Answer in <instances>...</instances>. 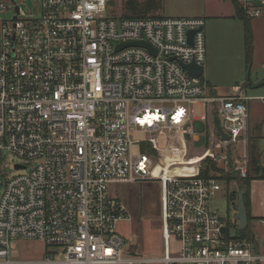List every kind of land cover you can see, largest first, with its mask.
<instances>
[{"label": "built area", "instance_id": "1", "mask_svg": "<svg viewBox=\"0 0 264 264\" xmlns=\"http://www.w3.org/2000/svg\"><path fill=\"white\" fill-rule=\"evenodd\" d=\"M237 2L250 18L264 10V0ZM16 6L0 1V13H14L0 22V264L264 259L252 239L240 235L235 217L210 207L223 183L217 176L172 169L151 175L156 156L183 168L184 161L168 158L173 152L166 150L195 139L190 127L198 105L210 139L222 146L205 154L224 171L247 176L248 97L240 86L228 95L207 94L201 77H191L182 65L204 64V19L125 17L112 10L113 0H38L36 14L27 16ZM131 42H146L155 53L124 45ZM136 133L143 137L134 140ZM5 152L19 158L7 177L1 169ZM148 180L161 187L164 239V249L149 256L131 250L117 232V223L130 217L108 190L111 183ZM17 238L57 250L39 260L13 259L10 242Z\"/></svg>", "mask_w": 264, "mask_h": 264}, {"label": "rangeland", "instance_id": "2", "mask_svg": "<svg viewBox=\"0 0 264 264\" xmlns=\"http://www.w3.org/2000/svg\"><path fill=\"white\" fill-rule=\"evenodd\" d=\"M0 1L10 2L11 0ZM12 2L19 6L22 12L21 16L35 15L37 12L38 0H12ZM113 2L112 10L120 14L123 13V0H113ZM242 9L244 8L242 7ZM244 11L246 12L245 9ZM13 14L11 10L0 13V22L10 19ZM155 14L161 16H197L204 19L205 61L201 77L208 80L218 95H226L232 92L233 88L231 89V87L236 84L241 85V88L242 86L246 87L245 82L247 80L252 84L261 81L260 76L264 75V10L261 15L250 18L252 34L250 60H248L246 53L245 24L243 20L234 16V9L230 0H160V7L149 13V15ZM246 89L248 95L257 93L264 95V86L258 89ZM255 102L253 100L248 102L249 113L252 112L251 108ZM263 102L259 101V118L264 113ZM198 112L199 106L196 105L194 113L197 114ZM261 131L264 132V130ZM213 136L216 138V134L213 133ZM141 137L143 134L140 133L132 135L134 140ZM210 137L211 134L204 128L198 133V138L189 139L187 146L183 149L178 148L176 144H171L166 152H173V154L169 153L168 158L172 159L176 155L184 161L182 171L187 174H195L202 168V160L200 162L198 160L207 156L203 151L206 150L209 154H213V152L222 150V146ZM160 147H163L162 141ZM259 147V152H263L261 156L264 160V141ZM132 150L134 154L140 152L137 144H133ZM168 160L156 156L151 175L161 176L174 168V165L169 164ZM18 161V157L5 152L1 168L4 176L7 177L17 171L13 165ZM229 188L235 189V183L231 182ZM108 190L110 194L122 202L130 217V220L119 221L116 225L117 232L128 243L129 248L131 250L136 249L147 256L161 252L164 249V239L161 237L160 229L161 187L159 182L156 180L117 182L109 184ZM228 192L227 185L222 183L221 189L211 200L210 207L221 216L232 219L236 214V200L231 201ZM249 233L256 234V239H259L264 233V227L260 223H249ZM49 250L53 251L57 248L46 247L42 241L36 239L17 238L10 242V255L13 259L39 260ZM257 264H264V259H261Z\"/></svg>", "mask_w": 264, "mask_h": 264}, {"label": "crops", "instance_id": "3", "mask_svg": "<svg viewBox=\"0 0 264 264\" xmlns=\"http://www.w3.org/2000/svg\"><path fill=\"white\" fill-rule=\"evenodd\" d=\"M234 9V8H233ZM172 17H189V16H172ZM193 17V16H192ZM204 65V64H203ZM264 78V75L260 76V79L262 80ZM203 81H205V84L207 83V94L212 95H218L212 87L208 80H205L203 77H201ZM259 79V80H260ZM234 86H240L239 84L233 85L231 89ZM243 88V90H242ZM241 90L244 92V94L248 97L247 99V105L250 100L256 101L255 104L252 106L251 110L252 112L249 113V120H248V142H247V157H248V165L247 170L248 174L251 176L250 182H249V213H250V223H260L264 227V177L260 176L259 171L255 170V167H264V160L262 158L263 152H259V145L264 141V132L261 130L264 126V113L259 118V101H264V95L253 94L248 95L247 92L248 88L251 89H258V88H250V86L243 87ZM245 88V89H244ZM233 90V89H232ZM231 93V92H230ZM228 93V94H230ZM226 94V95H228ZM264 106V102H263ZM250 108V106H249ZM206 124L201 121L198 118V114L195 115V118L192 121L191 124V130H194L196 133H199L200 130H204L206 128ZM207 130V128H206ZM198 138V134L196 135L195 139ZM193 139V140H195ZM202 153V152H201ZM205 154V151H203ZM202 153V155H203ZM236 189V188H235ZM255 222V223H254ZM252 235V234H251ZM254 237V240L257 243L258 246V253L262 256H264V233L262 236L257 238L256 234L252 235Z\"/></svg>", "mask_w": 264, "mask_h": 264}, {"label": "trees", "instance_id": "4", "mask_svg": "<svg viewBox=\"0 0 264 264\" xmlns=\"http://www.w3.org/2000/svg\"><path fill=\"white\" fill-rule=\"evenodd\" d=\"M233 8H234V16L243 20L245 24V40H246V53L247 58L250 60L251 58V42H252V34L250 29V17L246 15V12L242 7L239 5L237 0H230ZM160 7V0H123L122 9L123 13H121L122 16L125 17H146L151 16L149 15L150 12L157 10ZM158 15V14H155ZM252 83L247 80L245 82V85H251ZM205 157V156H204ZM198 160V159H195ZM202 160V161H201ZM201 161L202 168L199 169L196 172V175L198 176H209L210 174H214V176H217L220 180L223 181L227 185L228 196L231 199V201L237 199V192L239 190V183L244 182L246 184V191L243 195L244 198V204L246 207L247 212V226L245 229L239 231L240 235L251 240L252 235L249 233V223H250V213H249V182H250V175L247 172V176L244 179H240L236 172L233 170L224 171L222 168L218 167L207 155L204 159L200 158L198 160ZM264 167H255L256 171H259L260 176L264 177V171H262ZM173 171L182 170V168H172ZM262 171V172H260ZM233 182L235 183L236 189H230L229 184Z\"/></svg>", "mask_w": 264, "mask_h": 264}, {"label": "water", "instance_id": "5", "mask_svg": "<svg viewBox=\"0 0 264 264\" xmlns=\"http://www.w3.org/2000/svg\"><path fill=\"white\" fill-rule=\"evenodd\" d=\"M15 11H17V6L15 7ZM194 33H195V30H190L188 32V38H189L190 43H191V39H192V36ZM124 45H127V46H129V45L144 46V47L148 48L152 53H155V50L146 42H131V43H126ZM121 46L122 45H120L119 47H121ZM182 65L187 70L188 74L193 78L201 77L203 74V64L197 65L192 61L190 63H186V64H182ZM247 78H248V75H247ZM262 86H264V78L260 82H258L257 84H251L250 88H259ZM214 126H215V129L217 130V132L219 133V135L221 136V139L227 140V135L223 132L217 117H214ZM16 167H19V165H16ZM245 191H246V184L244 182H240L239 183V190L237 192L236 205H235L236 214L234 217L238 221L239 227L241 230L245 229L247 226V212H246V207H245L244 198H243ZM251 237H252V241H253L254 250L256 253H258L259 251H258L257 243L254 240V237L253 236H251Z\"/></svg>", "mask_w": 264, "mask_h": 264}]
</instances>
